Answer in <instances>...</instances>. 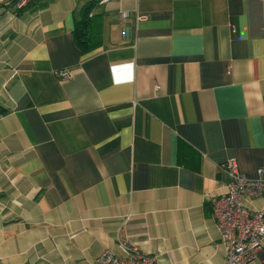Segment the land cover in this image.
Segmentation results:
<instances>
[{
    "label": "crops",
    "instance_id": "0c3cea01",
    "mask_svg": "<svg viewBox=\"0 0 264 264\" xmlns=\"http://www.w3.org/2000/svg\"><path fill=\"white\" fill-rule=\"evenodd\" d=\"M5 1L0 264H96L117 241L155 264H224L222 164L264 169V0H98L107 40L90 25L84 53L72 29L88 0Z\"/></svg>",
    "mask_w": 264,
    "mask_h": 264
},
{
    "label": "built area",
    "instance_id": "2783aa9c",
    "mask_svg": "<svg viewBox=\"0 0 264 264\" xmlns=\"http://www.w3.org/2000/svg\"><path fill=\"white\" fill-rule=\"evenodd\" d=\"M28 1L6 0L4 4L18 9ZM126 15L125 11L119 12L120 18ZM135 18L140 20L144 15L137 14ZM53 74L57 78L68 77L65 69H57ZM222 168L226 175L225 191L211 199L210 211L224 249V264H246L264 243V169L257 167L255 176L250 177L238 170L233 159L224 161ZM245 197L262 199V206L247 208L242 201ZM117 245L120 254L103 249L95 258L96 264H155L154 256L135 245L122 241H117Z\"/></svg>",
    "mask_w": 264,
    "mask_h": 264
},
{
    "label": "trees",
    "instance_id": "16d2710c",
    "mask_svg": "<svg viewBox=\"0 0 264 264\" xmlns=\"http://www.w3.org/2000/svg\"><path fill=\"white\" fill-rule=\"evenodd\" d=\"M98 0H88L80 11V18L75 19L72 29V37L81 53L91 50L98 44V35L90 30V16H88L89 8Z\"/></svg>",
    "mask_w": 264,
    "mask_h": 264
},
{
    "label": "rangeland",
    "instance_id": "374dc122",
    "mask_svg": "<svg viewBox=\"0 0 264 264\" xmlns=\"http://www.w3.org/2000/svg\"><path fill=\"white\" fill-rule=\"evenodd\" d=\"M85 0H82L81 2H80V4L81 3H83ZM96 6L97 7H99L100 5H98V4H96ZM118 13H115V12H112V16L113 17H117V15H118V17H119V12L120 11H117ZM117 21V20H116ZM116 24H118V22H116ZM90 25H92L91 27H92V29H93V31H94V29H97L98 31H101L102 33H103V39L104 40H107V35H106V33H107V24L105 23L104 25L103 24H101V22H100V20H99V18H97V16H94L93 18H92V20H91V22H90ZM118 26H119V24H118Z\"/></svg>",
    "mask_w": 264,
    "mask_h": 264
}]
</instances>
